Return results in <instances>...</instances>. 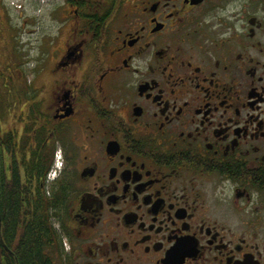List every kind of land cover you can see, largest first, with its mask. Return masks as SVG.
<instances>
[{"label":"flooded vegetation","instance_id":"af4514ba","mask_svg":"<svg viewBox=\"0 0 264 264\" xmlns=\"http://www.w3.org/2000/svg\"><path fill=\"white\" fill-rule=\"evenodd\" d=\"M45 1L0 150L50 198L46 264H264V0Z\"/></svg>","mask_w":264,"mask_h":264},{"label":"trees","instance_id":"16d2710c","mask_svg":"<svg viewBox=\"0 0 264 264\" xmlns=\"http://www.w3.org/2000/svg\"><path fill=\"white\" fill-rule=\"evenodd\" d=\"M14 55L17 56L16 50ZM1 75L0 72V109H6V112L9 105L3 107L1 99L7 93V77L18 78L19 75L13 67L3 81ZM3 145L0 138V149ZM6 146L11 151V147ZM2 156L0 150V264L1 254L8 255L2 243L15 252L18 264H46L44 249L54 244L57 237L51 221L50 198L37 197L32 187L21 186L17 172L12 175L11 161L5 164ZM35 171L36 167L29 171L30 175L33 176ZM7 260L9 264H16L13 256L8 255Z\"/></svg>","mask_w":264,"mask_h":264},{"label":"rangeland","instance_id":"374dc122","mask_svg":"<svg viewBox=\"0 0 264 264\" xmlns=\"http://www.w3.org/2000/svg\"><path fill=\"white\" fill-rule=\"evenodd\" d=\"M45 2L0 0L1 81L12 67L14 71L21 69L28 78L33 76L34 65L43 57L44 43L49 38L47 30L52 26Z\"/></svg>","mask_w":264,"mask_h":264}]
</instances>
